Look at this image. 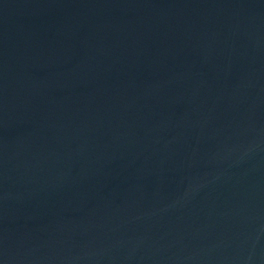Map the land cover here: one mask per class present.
<instances>
[{
    "label": "water",
    "instance_id": "obj_1",
    "mask_svg": "<svg viewBox=\"0 0 264 264\" xmlns=\"http://www.w3.org/2000/svg\"><path fill=\"white\" fill-rule=\"evenodd\" d=\"M0 264H264V0H0Z\"/></svg>",
    "mask_w": 264,
    "mask_h": 264
}]
</instances>
